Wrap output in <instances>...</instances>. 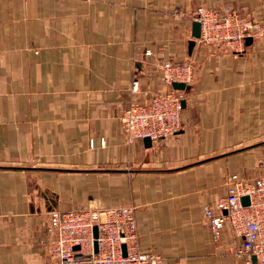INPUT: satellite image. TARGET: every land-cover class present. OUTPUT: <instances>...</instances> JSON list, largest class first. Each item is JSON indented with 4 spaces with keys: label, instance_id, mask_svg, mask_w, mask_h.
I'll return each instance as SVG.
<instances>
[{
    "label": "crops",
    "instance_id": "crops-1",
    "mask_svg": "<svg viewBox=\"0 0 264 264\" xmlns=\"http://www.w3.org/2000/svg\"><path fill=\"white\" fill-rule=\"evenodd\" d=\"M201 5L264 17V0H0V264H57L52 210L119 205L135 208L139 248L163 264H249L231 230L214 240L204 207L236 174L225 159L264 149L227 152L264 137V39L234 55L191 47ZM186 51L200 61L187 128L129 143L124 111L166 90L158 64Z\"/></svg>",
    "mask_w": 264,
    "mask_h": 264
},
{
    "label": "built area",
    "instance_id": "built-area-1",
    "mask_svg": "<svg viewBox=\"0 0 264 264\" xmlns=\"http://www.w3.org/2000/svg\"><path fill=\"white\" fill-rule=\"evenodd\" d=\"M192 17L200 25L197 40L206 47L240 51L248 38L264 37V25L236 8L201 5ZM157 70L167 89L154 92L147 102L131 101L122 116L129 143L149 138L155 145L183 129L187 90L175 89L173 84L191 86L193 62L162 61ZM137 90L135 83L133 91ZM244 197L249 199L247 205ZM134 210L131 206L52 210L47 225L50 257L58 264H163L161 254L140 251ZM204 213L216 242L229 229L241 240L233 254L247 258L249 264H264V176H229L227 194L219 197L214 206H205Z\"/></svg>",
    "mask_w": 264,
    "mask_h": 264
},
{
    "label": "rangeland",
    "instance_id": "rangeland-1",
    "mask_svg": "<svg viewBox=\"0 0 264 264\" xmlns=\"http://www.w3.org/2000/svg\"><path fill=\"white\" fill-rule=\"evenodd\" d=\"M253 17L256 20H259L262 25H264V17H261V18L259 16L258 17L257 16H253ZM194 22H196V21L194 20ZM263 39H264V37H260L258 39H254L252 41L263 40ZM190 41H194L195 44H197V46H199V48H206L209 51H212L213 49H214V51H215V49H219V50L225 51L224 48H220V47H206V46L202 45L197 39H194V38H192L191 40H189V43H190ZM188 50H189V47H188ZM232 52H237V51H230L228 53H231V55H234ZM202 54L203 55H200V56H203V61L201 60V63H205L206 64L209 61V59H210L209 53H208V51H204V49H203ZM146 56H148V55H146ZM184 56H185L184 60L183 61H180V62H184V63L185 62H191V61L193 62V60H195L196 64H198V62H200V61H198L199 58H197V56L195 57V56L189 55L188 54V51H186V53L184 54ZM236 60H237L236 64H241L242 63V60L241 59H236ZM193 66H194V71H195V64H194V62H193ZM196 78L194 76V80H193L191 86L193 84H197L198 80ZM187 97H188V95H187V92H186V98ZM185 102H186V100H185ZM182 119H183V116H182ZM182 122H183V120H182ZM186 128H187V126L183 122V129L180 132L184 131ZM255 128H257V123H254V125H252V129L256 131ZM259 132H260V130L257 128V131L254 134V137H253V139L250 142H247L245 144H241V145H238V146L231 147L227 152L233 151V150H237V149L245 148V147L250 146L252 144H256L258 142H261V140L264 141L263 133H261L260 135H257ZM175 135H177V134H175ZM175 135H173V136H175ZM173 136H170L167 139L161 140L160 142L166 141V140L170 139ZM251 149H252V146H251ZM222 153H226V152H220L218 154H213V155L212 154H208L206 157L217 156V155H220ZM225 160L228 162L231 171L232 172H235L236 175H239L240 177H243V178H256V177L264 176V149H260L259 148V149H256L254 151L251 150L249 152L242 153V154H238V155H236L233 158L225 159ZM226 167H227V165H226ZM240 174H242V175H240ZM232 175H234V174H232ZM232 175H229V176H232ZM119 206H126V205H119ZM115 207H117V206H115ZM89 208H93V207H84V208H80V209H77V210H84V209H89ZM152 252H154V251H152ZM156 253H159V252H156ZM50 259L51 260H54L51 257H50ZM54 261L57 263L56 260H54Z\"/></svg>",
    "mask_w": 264,
    "mask_h": 264
},
{
    "label": "water",
    "instance_id": "water-1",
    "mask_svg": "<svg viewBox=\"0 0 264 264\" xmlns=\"http://www.w3.org/2000/svg\"><path fill=\"white\" fill-rule=\"evenodd\" d=\"M192 34H193V38L194 39L200 38V25H199V23L194 22V24H193V33ZM246 43H248V44L252 43V39L251 38H248L246 40ZM190 45L192 47L194 45V41H191L190 42ZM173 87L175 89H179V90H189V87H186L185 84H183V83H174L173 84ZM185 103L186 102H184V106H185ZM144 144H145V146L147 148H150L152 146V142H151V140L149 138L144 139ZM243 203L245 205H247L249 203L248 197H244L243 198ZM95 236H97V230L96 229H95ZM253 260L255 261L256 259L253 258Z\"/></svg>",
    "mask_w": 264,
    "mask_h": 264
}]
</instances>
